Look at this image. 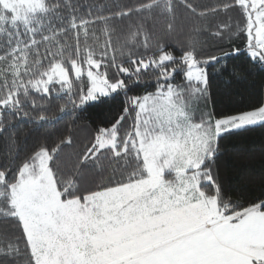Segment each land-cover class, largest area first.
<instances>
[{"label":"snow or ice","instance_id":"obj_1","mask_svg":"<svg viewBox=\"0 0 264 264\" xmlns=\"http://www.w3.org/2000/svg\"><path fill=\"white\" fill-rule=\"evenodd\" d=\"M116 8L0 0V264H264V192L242 200L215 169L221 141L264 126V98L208 108L215 78L240 79L209 71L222 60L264 75V0ZM117 101L77 148V113ZM33 112L73 120L22 148L11 129Z\"/></svg>","mask_w":264,"mask_h":264},{"label":"trees","instance_id":"obj_2","mask_svg":"<svg viewBox=\"0 0 264 264\" xmlns=\"http://www.w3.org/2000/svg\"><path fill=\"white\" fill-rule=\"evenodd\" d=\"M72 2L79 7L81 14L91 8L94 14L107 15L111 11H116L117 5L120 7L126 4L134 5L138 0H72ZM217 2L218 0H195V3L203 6H211ZM178 12L182 14L183 9H179ZM230 15L235 16V13ZM127 23V20L116 22L118 28ZM233 44L235 47L244 48V41L240 39H235ZM223 51H230V49L224 47ZM175 54L179 55V51ZM215 54L219 55L220 51L217 50ZM244 60V55L235 59L229 58L209 69L213 72L226 65L229 70L235 69L236 76L240 78L234 79L230 85H225L219 78H215L211 88L212 98L208 103L209 109L243 110L247 105L264 98V75L252 69L251 65L244 63ZM249 69H251V75L248 74ZM224 79L227 80L228 77ZM225 90L227 94L222 95L221 93ZM62 102V100L53 99L50 110L45 114L55 115L58 104ZM118 103L117 101L112 106L92 107L77 113L78 119H76L73 133L77 148L87 144L90 132L110 118L111 111ZM35 115L36 113L33 112L28 118L17 119L15 127L11 129L22 148L33 146L39 139L55 138L60 134H66V126L73 120L72 115H65L58 122H49L40 126L34 120ZM85 125L88 127L85 128ZM71 151L72 149H65V155ZM221 152L223 154L218 157L215 164L221 183L228 189L241 191L244 194L241 197L242 200L244 197L253 199L260 196L261 192H264V126L251 127L221 141Z\"/></svg>","mask_w":264,"mask_h":264}]
</instances>
